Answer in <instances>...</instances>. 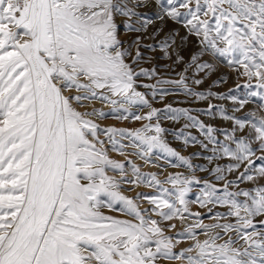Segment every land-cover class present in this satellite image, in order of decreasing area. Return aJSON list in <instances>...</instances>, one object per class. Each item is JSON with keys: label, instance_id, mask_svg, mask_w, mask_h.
I'll return each instance as SVG.
<instances>
[{"label": "snow or ice", "instance_id": "6c2138e0", "mask_svg": "<svg viewBox=\"0 0 264 264\" xmlns=\"http://www.w3.org/2000/svg\"><path fill=\"white\" fill-rule=\"evenodd\" d=\"M145 50L154 55L146 58ZM161 59L175 78L141 66ZM220 63L255 89L248 97H258L264 112V0H0V264H264V165L256 167L264 161V115L240 119L220 108L219 116L233 122L220 140L190 109L163 110L164 118H183L185 129L199 130L203 139L183 131L177 138L210 151L212 166L200 171L223 182L218 188L203 181L195 201L187 199L190 185L201 183L194 175L161 180L142 173L122 143L146 163L159 150L172 167L175 161L194 171L191 158L164 141L166 129L152 123L162 110L138 91L137 79L154 78L143 87L161 99L169 94L164 86L197 100L224 99L194 90ZM227 98L238 104L234 112L249 103ZM96 100L110 104L117 120L146 123L101 127L97 120L109 113L89 109ZM136 106L149 111L137 114ZM214 107L208 105L209 115ZM106 145L125 156L133 179ZM238 181L254 187L239 189ZM122 183L146 184L156 194L130 197ZM139 200L151 207L142 209ZM190 203L206 208L210 222ZM216 206L226 211L213 212ZM176 220L186 226L168 235Z\"/></svg>", "mask_w": 264, "mask_h": 264}, {"label": "rangeland", "instance_id": "374dc122", "mask_svg": "<svg viewBox=\"0 0 264 264\" xmlns=\"http://www.w3.org/2000/svg\"><path fill=\"white\" fill-rule=\"evenodd\" d=\"M155 9L147 10V14L152 16L154 18L155 16ZM159 24V21L156 22ZM165 29L173 27L172 23L169 22L168 24L164 25ZM175 27H179L176 25ZM122 38L124 37L123 31L121 32ZM145 57H151L154 54L148 50L144 51ZM168 61L161 59L159 63L157 64L155 61L149 62V63H143L141 66L146 68H152L157 67L160 75L164 78L173 77L175 78V72H170L164 68V65L167 64ZM176 71H181V69H176ZM201 77L203 78V83L198 86H194V90L201 91V92H216L219 94H222L225 98L220 99L218 97H211L208 100H197L192 97H186L182 91L173 90L170 88V86H164L169 87V94L164 96L163 99H161L159 93L153 97L152 96V89L143 87V85H153L155 84L154 78H148V77H139L137 79V87L138 91L145 94V96L149 99L150 103L152 104V107L162 110L160 114V119L157 120L155 117L153 118L152 123L159 122L161 127L165 128L166 131L163 133V139L164 141L169 145V147L173 148L177 152H179L181 155L187 156L191 158V162L193 163L195 170H188L183 165H179L178 162L173 161L174 163H177V167H172L171 164H169L167 161L169 159H172L168 157L165 153L160 152L159 150H153V152L150 154V163H146L145 160H142L139 156L135 155V150L130 146L129 141L124 140L122 143L129 145L124 149L125 153L127 154V159H130L135 163L142 173H156L157 177L161 180L165 178L166 175L169 173H176L180 172L183 173L185 176H191L194 175L197 179L201 181V183L196 184L193 183L190 185L191 191L188 193L187 199L189 201H195L196 197L200 195V189L203 188V181L208 180L217 185L218 188H222L223 182L215 181L208 171H200V168L203 167L205 169L211 167L212 165H209L206 157L210 155V151L204 150L199 144H192L189 143L185 145L183 137L177 138V133L180 131H183L185 135H193L196 136L197 139H203L198 129L195 128H184V124L186 123L185 119H180L178 121H174L171 119L164 118L163 110L170 105L173 108H188L191 110V114L198 116V118L203 121L206 124H211L213 127L217 129V135L220 140H223V131L227 130L231 131L232 123L231 121H225L219 116L218 110L220 108H223L228 115H234L237 118L244 119L248 116L250 112H258L260 115H264V112H260L258 110V105L261 103L258 97H248V93L250 91L255 90L254 88L249 89L243 87V85L246 83V80L242 76H238L237 73L227 67L224 63L219 64L218 71L204 76L201 74ZM224 78L221 80V78ZM221 80L219 84L215 83L216 81ZM254 83V82H253ZM239 85V87H238ZM230 95H235L238 98L244 99L248 98L249 103L244 106L243 109H241L239 112H234L233 109L238 107V104L234 103L232 100L228 99L227 97ZM94 103V104H93ZM97 103V104H96ZM102 104V105H100ZM104 104L106 102H101L99 100L93 101L91 104H88V108L91 109L92 107H95L98 110H101L109 113L107 118L98 119L97 123L101 125V127H117V128H128V129H135L142 126L143 123H146V121H134L131 118L128 120H117L114 118V115L111 113V105L108 107H105ZM212 104L215 107L213 108V114L209 115L207 113L208 105ZM102 107V108H101ZM105 109V110H104ZM132 111L136 112L137 114H145L149 109L143 108L140 106H136L132 109ZM104 138V137H102ZM234 147V145H232ZM109 149V156L110 158L123 161L126 165V172H127V178L133 179L131 173V166L127 164L125 156L120 155L119 153L112 151L110 145H106ZM115 154V155H114ZM260 153L257 152V156H259ZM228 159L225 158L224 160L220 161L221 164L228 163ZM261 165H264V161L257 160L256 161V167H259ZM243 170V169H241ZM109 175L116 176L117 179H120L119 173L109 171ZM166 174V175H165ZM162 175V176H161ZM237 174H229V179H235V176ZM261 184H264V180L260 181ZM239 189H245L250 190L254 185L251 182H239ZM166 187H171V185H165ZM229 190L236 191L238 190L236 186H233ZM120 191L127 196L134 197L136 193H142L145 195H154L156 194V189L153 187H148L146 184H140V185H131L127 183H122L120 187ZM219 194V193H218ZM239 199L243 200V197H239ZM142 209H149L151 206L148 204L145 200H139L137 201ZM146 204V205H145ZM190 208L193 212H201L203 214L202 218L204 219L205 223H209L208 216L211 215L208 213L206 208H201L199 204L197 203H190ZM103 211L106 214L114 215L119 218H128L123 215H121L118 212H109L107 209H103ZM220 211L224 212L226 211L225 208L216 206L213 208V212ZM156 218V217H153ZM173 223H176L177 228L173 230V232H168V235H173L175 231H181L184 226L181 225V223L176 220L172 221ZM180 225V226H179ZM259 228V226H258ZM186 246V244H182L179 247ZM164 264H168V262H164ZM178 264V263H177Z\"/></svg>", "mask_w": 264, "mask_h": 264}, {"label": "bare ground", "instance_id": "6f19581e", "mask_svg": "<svg viewBox=\"0 0 264 264\" xmlns=\"http://www.w3.org/2000/svg\"><path fill=\"white\" fill-rule=\"evenodd\" d=\"M94 104V103H93ZM97 104V103H96ZM100 105H102V104H100ZM104 106L105 107H108V106H110V104H108L107 102H106V104H104ZM102 108V107H101ZM102 110V109H101ZM105 110V109H104ZM111 110V109H110ZM107 111H109V110H106V113H107ZM98 121V120H97ZM115 155V154H114ZM166 175V174H165ZM162 176V175H161ZM146 205V204H145ZM180 226V225H179ZM178 263V262H177Z\"/></svg>", "mask_w": 264, "mask_h": 264}]
</instances>
